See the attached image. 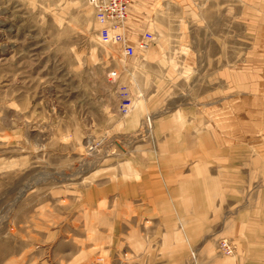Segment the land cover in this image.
<instances>
[{"label": "rangeland", "instance_id": "rangeland-1", "mask_svg": "<svg viewBox=\"0 0 264 264\" xmlns=\"http://www.w3.org/2000/svg\"><path fill=\"white\" fill-rule=\"evenodd\" d=\"M162 4L155 22L132 4L131 44L146 22L153 40L125 59L98 42L85 0H0V264H199L204 203L189 219L141 220L125 200H136L149 175L167 194L174 167L177 195L190 182L204 195V172L232 164L224 153L264 147V0ZM254 163L241 164L238 186L224 187L234 201L224 205L228 216L264 209V168ZM181 165L194 169L187 185ZM170 211L162 203L158 214ZM151 226L159 228L145 235ZM213 240L211 253L229 260L234 253L222 256ZM153 241L159 251L143 246Z\"/></svg>", "mask_w": 264, "mask_h": 264}, {"label": "crops", "instance_id": "crops-1", "mask_svg": "<svg viewBox=\"0 0 264 264\" xmlns=\"http://www.w3.org/2000/svg\"><path fill=\"white\" fill-rule=\"evenodd\" d=\"M170 3V0H153L152 6H146L142 7V1L138 0H130V5L127 10V17L130 7L138 4L140 11L142 13V19H154V22L157 18H159V14L156 12L160 10H164V6L162 3ZM147 12H153V16L149 15ZM144 27H146L145 32L150 31L149 22H146L145 24H142ZM126 27H127V19H126ZM133 39V38H132ZM129 39L128 44H131V40ZM218 152H221L220 149H218ZM231 152L224 153V154H231L232 157L223 158L225 161H231L232 164H222V166L218 165L216 169V175H210L209 171H212L213 168H207V174L204 172V195H193L192 191V184L189 183V188L185 189L184 194L177 195V171L181 170V167H174V174H170L169 178L172 180L174 179V182L172 183V186H170V190L167 192V194H164L161 191L157 190V187L160 186L158 183L160 182L157 178H154L155 175H149L148 177H145L140 181V186L142 183V189H138L136 194V200H134V197H127L125 202L129 205L136 204L137 207V219L146 220V219H160L161 217H166L167 215L168 219H175L180 220L182 219H189L193 216V204L196 203H204V217L200 216V218H204V220H207V223L209 226L204 225V229L200 232V235L198 236V239L203 240L204 243L199 248L200 252L197 253L199 264H264V209L263 210H257L253 212L249 206L245 209H239L235 211L233 214L228 216V212L225 211L224 205L234 203L233 200L229 198H225L224 194V187L227 186H238L236 180L240 181V166L242 163H245L248 161L249 168H253L252 166L255 165L254 161L258 162L259 166L261 168H264V147H255L250 146L246 148H237L233 147V149H229ZM245 156L248 155V159L243 157V161L241 163V159H239L237 163L236 156ZM183 166V165H181ZM203 166V165H202ZM244 166H247V164H244ZM188 166L184 165L182 168L185 171L182 176L184 177V181L187 185V181L192 180V170L190 169V172L188 169H186ZM231 167V169H230ZM189 168V167H188ZM229 168V169H228ZM236 168H239L236 170ZM203 170V168H201ZM228 170V171H226ZM218 171H222V180L220 177V174ZM225 171L228 172V175L233 171L232 173V184L231 183H225L224 175ZM238 171V172H237ZM152 177V178H151ZM207 179V180H206ZM216 182V193H212V189L214 184L210 185V182ZM222 181V182H221ZM236 181V183H235ZM151 187V188H149ZM180 187V186H179ZM187 187V186H186ZM215 187V186H214ZM212 188V189H211ZM222 191V197L220 198V194ZM166 193V192H165ZM162 203H168L171 211L166 212L164 215L158 214L160 212V204ZM224 203V204H223ZM178 204V205H177ZM184 204V205H182ZM264 207V204H263ZM217 210L216 216L213 215L214 210ZM222 209V211H221ZM207 212V215L205 213ZM211 211L212 215H211ZM237 212V213H236ZM228 216V217H227ZM197 217V216H195ZM216 218L215 224L212 222V220ZM217 227L215 235L216 239L219 240L221 238L226 237L231 243H233L234 246V254L229 260H224L219 257H215L214 254L211 252L214 251V240L210 241L211 236H215L212 233V228ZM152 228L145 229L144 234L149 235L150 233H155L159 227L157 226H151ZM210 227V228H208ZM187 231V230H186ZM165 234V233H164ZM177 234L176 226L169 229V236H171L170 241L167 243L169 249H173L175 247V243L173 240L174 235ZM188 234V233H187ZM189 240L192 241L191 233L188 234ZM186 244L189 245L187 237L185 236ZM222 240V239H221ZM220 241V240H219ZM194 245V243H192ZM189 246H193V245ZM143 246L147 249H151L152 251L160 250L162 247L161 241H153V242H147L143 243ZM200 258V260H199ZM174 264H185L183 261L178 262L175 261Z\"/></svg>", "mask_w": 264, "mask_h": 264}, {"label": "built area", "instance_id": "built-area-1", "mask_svg": "<svg viewBox=\"0 0 264 264\" xmlns=\"http://www.w3.org/2000/svg\"><path fill=\"white\" fill-rule=\"evenodd\" d=\"M93 19L98 26L97 40L101 45L118 47L125 59L135 57L136 52H144L153 40L152 34L144 32L135 45H129L126 19L130 0H85ZM119 111L127 115L132 102L128 90L121 92ZM218 251L222 256H231L234 246L227 240L218 243ZM195 253H190L191 261L195 262ZM100 264V263H97Z\"/></svg>", "mask_w": 264, "mask_h": 264}]
</instances>
